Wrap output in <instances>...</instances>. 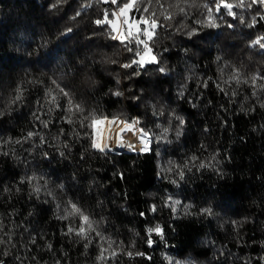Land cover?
<instances>
[{
  "label": "trees",
  "instance_id": "1",
  "mask_svg": "<svg viewBox=\"0 0 264 264\" xmlns=\"http://www.w3.org/2000/svg\"><path fill=\"white\" fill-rule=\"evenodd\" d=\"M160 2L158 63L126 68L134 54L94 23L119 5L0 0L3 264H264V6L213 10L209 27L213 0ZM92 117L139 120L150 150L97 151ZM71 204L88 240L68 233Z\"/></svg>",
  "mask_w": 264,
  "mask_h": 264
},
{
  "label": "snow or ice",
  "instance_id": "2",
  "mask_svg": "<svg viewBox=\"0 0 264 264\" xmlns=\"http://www.w3.org/2000/svg\"><path fill=\"white\" fill-rule=\"evenodd\" d=\"M97 3H111L112 5H119L118 8L112 10L111 15L112 19H109V10H104L103 19H97L94 21L97 25H104L107 24L110 29V35L113 40H120L122 44H124V47L127 51L132 52L134 54V59L129 64L123 65L124 67H131L132 64H136L138 67H143L145 63H158L157 58L155 55H153V49L151 46V42L153 41V38L156 35V29L159 27H163V25L159 22V17L157 15V12L155 10H152L151 12L149 9L153 5V0H127V2H123V0H96ZM156 4L159 5V7L162 9L159 15H162L165 20H170L171 14L167 12L166 9H164V5L160 2V0H155ZM253 4H258L261 6H264V0H250L249 3H247V7H252ZM141 5L143 7L141 8ZM179 5H177L178 7ZM246 6V0H237L236 3H230L227 2V0H213L212 5H204V7L207 10V20L206 21H197V23H207L208 21H211L208 23L209 27H217L218 25L215 23V17L213 15V10H215L216 13H219L221 11V8L224 9L226 14L231 15L233 17L236 16V13L232 11L233 8H242ZM91 7V3L83 5L84 9H87ZM181 11H184V9H180ZM132 11L140 12V18L136 19L135 16L130 15ZM147 13V15H145ZM77 16L80 15V12L76 13ZM261 20H264V15L260 16ZM255 17L252 19V22L249 26H253L256 23ZM143 25V27H141ZM232 25H229L231 27ZM71 31V29H69ZM189 35L194 34V31L191 33H188ZM264 40V37H260L257 40L253 42L254 45H259L261 48H264V43H261V41ZM135 44L136 47L133 48L130 45ZM147 57V60L145 59ZM160 71H164L163 68L160 69ZM256 77H253V82L255 81ZM238 80V77H237ZM206 86V85H205ZM59 87V86H58ZM19 91V90H18ZM60 92L65 96L69 97V93L64 91V89H60ZM116 95H120L121 93L117 92ZM21 97L20 95H17L16 100H19ZM52 102L55 103V97L52 98ZM68 111L71 113L73 111L76 112H82L83 109L79 104L73 105L71 98L69 97L68 100ZM103 120H107V118H103ZM69 123H72L71 119H68ZM103 122L99 118L92 117L91 123L88 125L91 128H95V126L98 123ZM181 124H183V120L180 121ZM109 124H123L124 128L121 129L120 133H117V140L116 145L117 147H130L135 148V145H125L123 139H122V133L125 131H132L134 135H137L138 138L141 141H145L146 137L148 136V133L144 131V129L136 128L135 126L139 124V120H132L129 121H120L118 117H113L111 121H109ZM180 133H177L179 135ZM29 136H32L33 133H29ZM93 148H95L97 151L101 153L107 154L108 151H111V147L106 144L100 142L98 139H93L92 145ZM147 145L143 148H141V151H146ZM193 160L196 159V157H192ZM208 165H205L201 163L199 165L200 168H205ZM187 167V165H185ZM191 169H189L190 171ZM183 179L184 172L181 170L178 173ZM39 191V189H37ZM71 203V202H70ZM173 203H179L178 201H175ZM152 211H155V207L151 209ZM204 213L211 214L212 210L210 208H205L201 210ZM69 215H79L80 219L83 221L82 226L79 229H74L72 227L68 228V233H73L77 236L82 237L85 240H88L89 237L87 235L88 230L92 229V223L88 216L84 215L82 210L77 207L76 204H71V211L68 213ZM143 215V213H141ZM67 218V217H65ZM84 225H87V229L84 227ZM155 232L158 235L162 236V230L159 226H156L155 228L148 229L149 235L151 233ZM99 235V233H97ZM149 246H151V239L148 241ZM49 247H51L49 245ZM87 247V244L85 245ZM104 251H107L106 249ZM116 253L113 252V255ZM129 256L133 255L131 252L127 253ZM136 255H144L143 253H136ZM150 258V257H149ZM100 260H104V252L102 251L100 256L98 257ZM0 264H3V261H0Z\"/></svg>",
  "mask_w": 264,
  "mask_h": 264
},
{
  "label": "bare ground",
  "instance_id": "3",
  "mask_svg": "<svg viewBox=\"0 0 264 264\" xmlns=\"http://www.w3.org/2000/svg\"><path fill=\"white\" fill-rule=\"evenodd\" d=\"M136 127V126H135ZM124 128V126H118L117 124H109L108 123V131L106 138L108 140V145L111 147V149H122V150H128V151H141L142 144L140 143V139L137 135H134L132 131H125L122 133V139L125 143V145L131 144L135 145V148H130L127 146L124 147H117L116 140H117V133L121 132V129ZM137 128V127H136ZM106 142V141H105Z\"/></svg>",
  "mask_w": 264,
  "mask_h": 264
},
{
  "label": "rangeland",
  "instance_id": "4",
  "mask_svg": "<svg viewBox=\"0 0 264 264\" xmlns=\"http://www.w3.org/2000/svg\"><path fill=\"white\" fill-rule=\"evenodd\" d=\"M131 15V14H130ZM141 27H143V25H141ZM153 55H155V53L153 52L152 53ZM156 56V55H155ZM145 59L147 60V57H145ZM146 64V63H145ZM118 118H122V117H118ZM123 119V118H122ZM100 120H102L103 122H101V123H98L96 126H95V128H94V135L96 136V138L100 141V142H102V143H106V144H108V140H107V138H106V135H107V131H108V123H109V121H111V119H107V120H103V119H100ZM124 120V119H123ZM125 121V120H124ZM118 126H121V125H119V124H117ZM136 127L137 128H141L140 127V125L138 124V125H136ZM150 138H149V137ZM148 136L146 137V139L147 140H149L150 141V143H148V141H141L140 140V143L142 144V147H144L145 146V144L147 145V150H150V148H151V136L148 134ZM106 141V142H105ZM146 150V151H147ZM135 152H137V151H135ZM138 152H142V151H138Z\"/></svg>",
  "mask_w": 264,
  "mask_h": 264
},
{
  "label": "water",
  "instance_id": "5",
  "mask_svg": "<svg viewBox=\"0 0 264 264\" xmlns=\"http://www.w3.org/2000/svg\"><path fill=\"white\" fill-rule=\"evenodd\" d=\"M113 150V149H112ZM114 151H128V150H122V149H116ZM131 152H135V151H131Z\"/></svg>",
  "mask_w": 264,
  "mask_h": 264
}]
</instances>
